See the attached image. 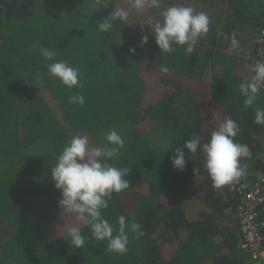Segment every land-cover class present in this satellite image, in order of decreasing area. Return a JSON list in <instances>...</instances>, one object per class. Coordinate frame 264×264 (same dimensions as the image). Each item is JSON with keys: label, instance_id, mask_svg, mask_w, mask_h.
Returning <instances> with one entry per match:
<instances>
[{"label": "trees", "instance_id": "trees-1", "mask_svg": "<svg viewBox=\"0 0 264 264\" xmlns=\"http://www.w3.org/2000/svg\"><path fill=\"white\" fill-rule=\"evenodd\" d=\"M173 5L210 19L191 56L177 45L161 53L151 34ZM118 8L127 19L99 32L96 24ZM263 26L264 0H160L159 8L143 10L131 9L129 0H0V264H251L241 249L235 193L213 188L199 148H185V168L176 170L168 145L182 147L193 136L206 143L231 118L240 129L235 142L251 150L241 167L264 171V126L253 123L264 93L245 109L239 90L254 75L243 54ZM37 42L56 50L54 61L78 68L83 87L68 89L49 76L53 61L29 50ZM76 93L83 106L68 103ZM118 124L124 147L108 163L129 169L130 186L113 193L102 214L114 225L120 215L135 216L144 235L135 239L128 230V251L117 255L79 225L89 242L75 248L67 235L77 226L74 216L60 209L52 219L37 218L25 204L61 197L51 167L72 136L106 146L105 135ZM179 194H187L183 203ZM258 221L264 234V212Z\"/></svg>", "mask_w": 264, "mask_h": 264}, {"label": "clouds", "instance_id": "clouds-1", "mask_svg": "<svg viewBox=\"0 0 264 264\" xmlns=\"http://www.w3.org/2000/svg\"><path fill=\"white\" fill-rule=\"evenodd\" d=\"M129 6L135 10L159 8L160 0H129ZM128 15V11L123 8L115 9L95 27L101 33L108 32L114 22L125 21ZM160 15L162 20L151 27V34L161 53H171L175 50L173 45H177L186 46L185 52L191 56L199 39L209 32L210 19L207 14L196 12L192 7L173 5L161 11ZM151 24L149 21V25ZM235 36L233 33L232 48L238 46ZM147 41L148 36L141 38L142 44ZM37 48L45 60L53 61L47 65L49 76L59 80L68 89L83 87L78 68L70 66L66 61H54L56 50L42 47L38 42L32 44L29 50ZM129 51L134 53L135 49ZM160 71L167 73L169 68L161 66ZM252 71L254 75L251 79H245L239 85L240 93L245 98V109L255 103L257 93L264 88V61H258ZM68 103L83 106L85 98L81 93H76L68 97ZM253 123L264 126V108H256ZM239 131L237 122L227 118L212 131L206 143H201L199 137L193 136L182 147L169 144L168 151L174 153L169 159L176 170L183 171L186 164L184 149L194 154L199 148L204 157L203 169L212 181L213 188L220 189L244 174L240 158L251 157L248 145L235 142L234 138ZM105 140L106 146L91 147L87 136H72L58 155L57 163L51 167V179L54 187L61 193L57 202L61 213L74 216L77 222V226L67 229L71 245L83 248L89 242L79 226L83 225L90 230L91 242L107 241L105 251L123 255L128 251V230L135 239L142 237L144 231L135 216L129 220L120 215L114 225L102 214L109 207L113 193H120L130 186L128 179H125L129 175V169L117 168L108 163L124 147V139L116 130H111L105 135ZM198 171L199 169H193L194 174Z\"/></svg>", "mask_w": 264, "mask_h": 264}, {"label": "built area", "instance_id": "built-area-1", "mask_svg": "<svg viewBox=\"0 0 264 264\" xmlns=\"http://www.w3.org/2000/svg\"><path fill=\"white\" fill-rule=\"evenodd\" d=\"M253 41L254 49L243 54L251 69L264 61V26ZM261 91L264 93V88ZM227 187L238 199L235 217L242 237L241 249L251 257V264H264V234L258 221V213L264 212V171L244 169V174Z\"/></svg>", "mask_w": 264, "mask_h": 264}, {"label": "rangeland", "instance_id": "rangeland-1", "mask_svg": "<svg viewBox=\"0 0 264 264\" xmlns=\"http://www.w3.org/2000/svg\"><path fill=\"white\" fill-rule=\"evenodd\" d=\"M112 130H116L118 133L123 132V128L122 125H115ZM151 137V136H150ZM156 146H158L156 144ZM47 197V198H46ZM187 197V194H179V199L180 202L183 203V201L185 200V198ZM61 197H58L56 195H50V196H45V197H40V198H35V199H31L28 202H26V206H28L27 204H29L28 208H32L35 207L36 211L31 210L30 209V213L34 214V217L39 218L40 216L43 218V214H44V218L43 219H52L54 217V215L56 216V214L58 212H60V208L57 205L58 200ZM41 219V220H43ZM37 220V219H36Z\"/></svg>", "mask_w": 264, "mask_h": 264}, {"label": "crops", "instance_id": "crops-1", "mask_svg": "<svg viewBox=\"0 0 264 264\" xmlns=\"http://www.w3.org/2000/svg\"><path fill=\"white\" fill-rule=\"evenodd\" d=\"M258 30H259V29L255 30L254 33L250 36V37H251V40L257 35ZM245 62H246V61H245ZM246 64L248 65V62H246ZM248 66H249V65H248Z\"/></svg>", "mask_w": 264, "mask_h": 264}]
</instances>
